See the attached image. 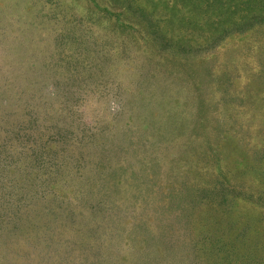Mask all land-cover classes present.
<instances>
[{"label":"rangeland","instance_id":"rangeland-1","mask_svg":"<svg viewBox=\"0 0 264 264\" xmlns=\"http://www.w3.org/2000/svg\"><path fill=\"white\" fill-rule=\"evenodd\" d=\"M0 264H264V0H0Z\"/></svg>","mask_w":264,"mask_h":264}]
</instances>
